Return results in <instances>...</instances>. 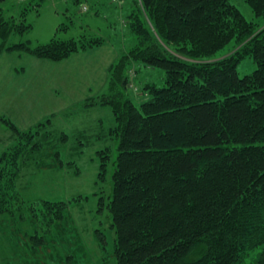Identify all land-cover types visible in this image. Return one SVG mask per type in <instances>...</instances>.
Instances as JSON below:
<instances>
[{
	"label": "trees",
	"instance_id": "16d2710c",
	"mask_svg": "<svg viewBox=\"0 0 264 264\" xmlns=\"http://www.w3.org/2000/svg\"><path fill=\"white\" fill-rule=\"evenodd\" d=\"M83 1H64L65 20L48 41L25 39L6 49L59 61L101 46L105 35L93 26L109 22V8L129 4L114 30L125 38L130 33L131 45L118 47L108 90L89 104L109 106L114 116L109 133L117 154L106 206L117 264H264V29L229 0H108L100 11L88 0L82 11ZM247 3L264 16V0ZM70 12L85 22L80 33L70 31ZM26 20L27 14L18 22L0 16L1 44L11 33L27 34ZM230 43L237 46L233 53L205 61ZM246 56L255 68L240 77L237 65ZM134 65L140 76L160 71V81L141 83L146 97L137 103L126 94ZM38 143L0 168V214L13 216L22 204L9 193L12 169ZM101 156L104 175L109 150ZM50 207L56 212L61 205Z\"/></svg>",
	"mask_w": 264,
	"mask_h": 264
},
{
	"label": "rangeland",
	"instance_id": "374dc122",
	"mask_svg": "<svg viewBox=\"0 0 264 264\" xmlns=\"http://www.w3.org/2000/svg\"><path fill=\"white\" fill-rule=\"evenodd\" d=\"M229 1L257 30L264 29V16L256 17L247 0ZM66 4L62 0H5L0 4L4 19L18 22L27 14L26 21L32 26L27 34L11 33L4 45L0 39V168L17 150L43 142L19 159V169H12L15 180L9 193H17L22 204L13 216L0 214V264H117L116 233L106 206L117 154V141L109 133L114 116L109 106L89 104L108 90L110 67L120 55L118 47L131 45L130 33L125 38L114 30L122 27L129 4L116 7L109 22L103 19L93 26L105 35V46L98 50L90 47L50 61L6 49L25 39L32 45L48 41L65 20ZM72 12L70 31L80 33L85 22ZM236 48L230 43L205 61L226 57ZM134 68L128 73L126 94L137 103L146 97L141 83L160 81V71L149 68L140 76ZM254 68L252 57L246 56L238 63L237 74L242 77ZM44 134H49L47 142ZM108 150L106 173L99 174L101 155ZM53 202L61 205L60 210H52Z\"/></svg>",
	"mask_w": 264,
	"mask_h": 264
},
{
	"label": "crops",
	"instance_id": "0c3cea01",
	"mask_svg": "<svg viewBox=\"0 0 264 264\" xmlns=\"http://www.w3.org/2000/svg\"><path fill=\"white\" fill-rule=\"evenodd\" d=\"M108 0H88V3H89V6H90V8L92 9V10H94V11H100V9H105V5H107L108 6V2H107ZM104 7V8H103ZM63 10H65V8H63ZM114 11H117V10H112L111 9V11H109V14H111L112 12H114ZM64 12V11H63ZM103 46H105V44H102L101 46H98L97 48H95V49H93V50H98L99 48H101V47H103ZM105 48V47H104ZM109 49L111 50L112 49V46L111 47H109ZM106 62V61H105ZM94 109V108H93Z\"/></svg>",
	"mask_w": 264,
	"mask_h": 264
},
{
	"label": "built area",
	"instance_id": "2783aa9c",
	"mask_svg": "<svg viewBox=\"0 0 264 264\" xmlns=\"http://www.w3.org/2000/svg\"><path fill=\"white\" fill-rule=\"evenodd\" d=\"M63 1H67V0H63ZM87 9H88V5L85 3V0H84L81 4V10L86 11Z\"/></svg>",
	"mask_w": 264,
	"mask_h": 264
}]
</instances>
